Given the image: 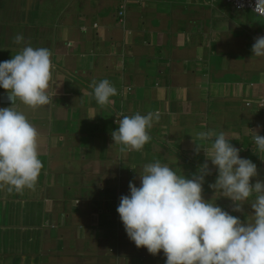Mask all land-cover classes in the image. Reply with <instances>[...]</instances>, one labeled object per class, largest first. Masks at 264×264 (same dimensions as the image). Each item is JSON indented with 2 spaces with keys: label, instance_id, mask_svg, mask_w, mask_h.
Instances as JSON below:
<instances>
[{
  "label": "crops",
  "instance_id": "obj_1",
  "mask_svg": "<svg viewBox=\"0 0 264 264\" xmlns=\"http://www.w3.org/2000/svg\"><path fill=\"white\" fill-rule=\"evenodd\" d=\"M258 17L223 0H0L3 61L43 47L53 66L50 103L14 105L38 132L42 168L32 188L0 187V264H165L163 252L153 256L128 238L117 207L147 164L197 173L215 139L200 132L225 133L264 180L252 132L264 135V57L251 51L264 36ZM104 79L117 91L100 106L91 85ZM11 106L0 89V107ZM89 108L95 120L86 119ZM149 112L159 118L141 150L113 145L119 116ZM207 162L204 199L215 196L246 222L250 205L235 212L215 195L217 170Z\"/></svg>",
  "mask_w": 264,
  "mask_h": 264
},
{
  "label": "clouds",
  "instance_id": "obj_2",
  "mask_svg": "<svg viewBox=\"0 0 264 264\" xmlns=\"http://www.w3.org/2000/svg\"><path fill=\"white\" fill-rule=\"evenodd\" d=\"M254 11L264 12V0H256ZM22 40V35L16 37L18 43ZM251 51L252 57H264V36L255 39ZM52 68L51 52L43 47L25 46L0 62V89L12 102L11 107H0V187L21 191L38 179L42 168L38 132L14 105L17 100L32 109L48 105ZM91 86L100 106L110 104L116 95L108 79ZM96 117L95 109L89 108L86 119ZM119 117L111 136L121 151L141 150L150 140L154 118H159L151 112ZM252 132L253 151L264 153V135ZM197 135L202 141L215 139L203 150L206 162L191 178L159 162L145 165L139 173L133 167L139 186L130 181V194L122 196L117 207L128 238L153 256L163 252L165 264H264V180L258 178L257 165L242 158L225 133L210 129ZM196 151L199 154L200 145ZM207 161L217 170L215 183L209 185L215 195L220 192L221 198L231 200L235 212L250 205L253 211L246 222L213 203L215 196L204 199L203 185L212 174Z\"/></svg>",
  "mask_w": 264,
  "mask_h": 264
},
{
  "label": "built area",
  "instance_id": "obj_3",
  "mask_svg": "<svg viewBox=\"0 0 264 264\" xmlns=\"http://www.w3.org/2000/svg\"><path fill=\"white\" fill-rule=\"evenodd\" d=\"M228 5L232 6L234 10L243 12V11H251L255 15L264 19V12H256L254 11L256 0H223ZM121 16H124V12L121 13Z\"/></svg>",
  "mask_w": 264,
  "mask_h": 264
},
{
  "label": "rangeland",
  "instance_id": "obj_4",
  "mask_svg": "<svg viewBox=\"0 0 264 264\" xmlns=\"http://www.w3.org/2000/svg\"><path fill=\"white\" fill-rule=\"evenodd\" d=\"M258 17V16H257ZM259 19H258V22L260 21V24H262L263 26H264V19L263 18H261V17H258ZM1 52H0V62H3V60H5L6 58H7V56H8V54H6L2 49L0 50ZM16 258V257H15ZM18 258V257H17Z\"/></svg>",
  "mask_w": 264,
  "mask_h": 264
}]
</instances>
